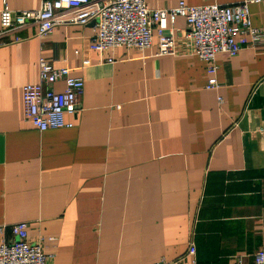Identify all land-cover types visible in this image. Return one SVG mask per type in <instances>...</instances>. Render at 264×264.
Wrapping results in <instances>:
<instances>
[{
	"label": "crops",
	"instance_id": "1",
	"mask_svg": "<svg viewBox=\"0 0 264 264\" xmlns=\"http://www.w3.org/2000/svg\"><path fill=\"white\" fill-rule=\"evenodd\" d=\"M145 1L155 10L180 0ZM5 3L40 6L0 0V12ZM248 11L264 31V0ZM174 28L173 55L157 54L155 34L140 52L88 50L92 23L44 39L29 25L0 47V226L25 222L54 255L46 264H170L189 243L198 264H253L264 248V42L218 54L210 90L189 29L180 18ZM41 57L84 81L71 128L41 133L24 120L22 88Z\"/></svg>",
	"mask_w": 264,
	"mask_h": 264
},
{
	"label": "built area",
	"instance_id": "2",
	"mask_svg": "<svg viewBox=\"0 0 264 264\" xmlns=\"http://www.w3.org/2000/svg\"><path fill=\"white\" fill-rule=\"evenodd\" d=\"M258 1L187 6L185 0H180L172 9L152 10L145 0H40L39 9L23 12H14L5 3L0 12V47L18 43L15 33L29 25L35 27L38 39H44L57 26L85 27L93 23L94 33L86 44L88 50L105 53L126 47L140 52L151 47L155 34L157 54L173 55L176 50L174 24L180 18L189 29L186 36L189 50L207 63L206 72L210 76L207 88L216 90L219 85L215 78V57L223 53L236 57L245 46L256 47L264 42V31L252 27L248 11L249 4ZM112 61L108 58L104 62ZM37 66L36 82L22 88L24 120L41 133L71 128L72 123L66 121V116L76 117L84 81L72 77L68 67L56 68L44 57L38 60ZM58 83L62 89L57 91L54 86ZM218 102L222 103L221 97ZM6 231L11 237L9 240ZM44 241H30L25 222L0 226V264H46L54 255L45 252ZM253 258V264H264V248ZM170 264H198L196 246L189 243L186 253Z\"/></svg>",
	"mask_w": 264,
	"mask_h": 264
},
{
	"label": "water",
	"instance_id": "3",
	"mask_svg": "<svg viewBox=\"0 0 264 264\" xmlns=\"http://www.w3.org/2000/svg\"><path fill=\"white\" fill-rule=\"evenodd\" d=\"M93 24V23H92Z\"/></svg>",
	"mask_w": 264,
	"mask_h": 264
}]
</instances>
